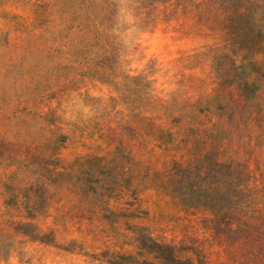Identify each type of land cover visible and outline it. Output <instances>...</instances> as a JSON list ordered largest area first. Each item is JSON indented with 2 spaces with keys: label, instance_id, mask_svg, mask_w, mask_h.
<instances>
[{
  "label": "rangeland",
  "instance_id": "obj_1",
  "mask_svg": "<svg viewBox=\"0 0 264 264\" xmlns=\"http://www.w3.org/2000/svg\"><path fill=\"white\" fill-rule=\"evenodd\" d=\"M0 264H264V0H0Z\"/></svg>",
  "mask_w": 264,
  "mask_h": 264
}]
</instances>
